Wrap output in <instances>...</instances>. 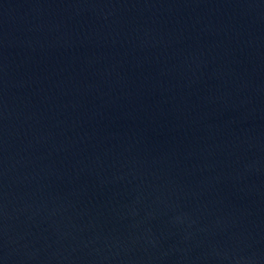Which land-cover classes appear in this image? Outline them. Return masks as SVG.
I'll return each mask as SVG.
<instances>
[{"label":"water","instance_id":"water-1","mask_svg":"<svg viewBox=\"0 0 264 264\" xmlns=\"http://www.w3.org/2000/svg\"><path fill=\"white\" fill-rule=\"evenodd\" d=\"M0 264H264V0H0Z\"/></svg>","mask_w":264,"mask_h":264}]
</instances>
